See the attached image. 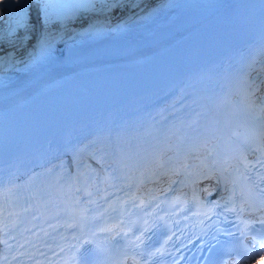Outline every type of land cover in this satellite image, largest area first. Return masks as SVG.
Wrapping results in <instances>:
<instances>
[{"label": "bare ground", "instance_id": "6f19581e", "mask_svg": "<svg viewBox=\"0 0 264 264\" xmlns=\"http://www.w3.org/2000/svg\"><path fill=\"white\" fill-rule=\"evenodd\" d=\"M24 2H26V6L23 9L18 8V10L16 11L12 10L11 12L14 14L16 21H22L27 24L35 25L36 28L35 32L30 31V29H26V28L25 29L28 31L29 35L31 36L29 42H33L37 47V49L41 51L40 42H38L37 40L38 35L43 30L41 28L42 13L40 11V5L36 6L33 0H24ZM127 2L131 4L132 6L131 9H133L134 8L133 4H135V0H127ZM41 4H44V2H42ZM46 9L48 10L50 9V7ZM129 10H130L129 8H126L127 13ZM69 12H70L69 10H62V9L59 10L58 14L60 15V20L56 23L55 26L56 28L54 27V29L50 32L47 31L46 37H44L47 39L48 42L47 50L44 52L48 53L52 43L56 41L57 36L62 31H66V30H62V26L60 23L63 21H65L67 24L72 23L73 19H69L70 16ZM91 14L94 15V13ZM165 17H166V13L164 12V9L161 8L157 12L156 16L154 18H150L146 24L150 25L152 20L157 21L160 19H164ZM78 18L79 20H82L81 23L83 29H88L89 27L93 28L99 25H105V22H101L97 20L96 16L95 18H87V16L80 15L78 16ZM10 30L17 33L14 24L12 22H8L4 20V18L0 16V58H5L8 56V54L11 52L7 50L9 47H13L15 44H21V40H22L21 36L20 35L10 36L8 34V31ZM70 34L71 32H66V35H70ZM256 50H257V46L252 40L244 39L237 43L231 44L223 52L218 54L215 58L202 64L199 67V73L203 77L204 76L216 77L215 64L217 61L221 60L222 63L227 62L228 64H231L233 66H238L241 65V63H243L245 60H248V58L251 55H254ZM57 77H58L57 73L50 75L46 79V83L51 82L53 79H56ZM43 84L44 83H42L41 86ZM174 92L175 90L167 91L165 88L150 90L141 97L135 98L131 101H118L111 103L107 105L106 109L104 110L98 111L96 113H93L92 115L80 118L72 123H69L68 125L53 132L48 139L45 140L43 139L39 141L32 147L24 150L23 152H20L17 155L0 158V176L2 174L6 175L8 172L13 174L14 173L13 170L18 166L24 168L25 164L29 162V159L32 157H35L36 159H40L41 161L43 160L44 164L50 162L54 163L55 159H57V162H59L63 158H62V154L60 153V150L57 147H55L56 144H60V145L63 144L72 147L74 152L76 153V151L81 149V147L83 146L86 140L93 139L94 135L96 136V133L102 131L101 128L98 129V124L105 117L107 118V120L104 122V124L105 123L114 124L117 128V131L120 132L121 121L123 119V112L127 107L138 106L142 103L152 100L155 97H157V101H162L166 99V97H168L169 94ZM252 93L254 94V90L252 91ZM257 97L260 96L258 95ZM17 103H19V99L10 103L0 105V115L12 109ZM14 135L15 134H11L9 136L0 139V151L5 150V145L14 138ZM96 137L97 138L94 141H103L101 137L99 136ZM129 151L133 152L132 155L140 159L142 158L139 157L140 153L137 152V147H135L134 143H130L124 146V152L126 155L128 154ZM135 154H137L138 156ZM5 168H7L6 171H4ZM3 171L4 173H2ZM23 179H24L22 183L23 188L21 191L24 194L26 200L32 201V197L34 195L33 193L35 191H40L43 194V197L45 198L55 197L56 190L54 189V184H53L55 176H47L45 173H42L35 177H31L26 172L24 174ZM163 180L165 179L162 180L160 179V181ZM152 184L154 186H159L161 185V182H159L158 185L154 183ZM145 186L147 187V185ZM10 208L11 207H8V210ZM0 209H4V208L0 205ZM43 210L46 211V209ZM47 210L51 211V207H47ZM11 213H14V210ZM24 223L25 221L16 220L15 218L11 217L8 214L7 216H5V220H3L2 224L8 225L10 228H14V227L19 228V226ZM34 223L36 222L34 221Z\"/></svg>", "mask_w": 264, "mask_h": 264}, {"label": "rangeland", "instance_id": "374dc122", "mask_svg": "<svg viewBox=\"0 0 264 264\" xmlns=\"http://www.w3.org/2000/svg\"><path fill=\"white\" fill-rule=\"evenodd\" d=\"M33 1L35 2L36 6L40 5V11L42 13V16H44L46 20L47 31L48 32L52 31L57 23V21H55V18L57 17V12H56V9L50 8L47 10L46 7H44V5L51 4L52 3L51 0H33ZM42 2H44V4H41ZM82 2L84 3V11L80 13L79 15L87 16V18H95L96 16L97 20L101 22H107L108 17H110L113 21H118L119 19L123 18L127 14L126 8H129V2L125 3L122 10L120 7H117L114 10H111L108 5L109 0H107V4L106 3L100 4L101 1L99 0H82ZM0 4L2 5V9H5L4 3L2 2ZM15 4H17V0H15ZM22 4L26 5V2H23ZM18 8L19 7H17L16 10H18ZM75 13H78V11H75ZM91 13H94V15H92ZM0 15L1 17H3L1 12H0ZM4 20L10 22L8 18H4ZM81 22L82 20L75 19L72 23L78 27H81L82 25ZM8 34L10 35L11 33H9L8 31ZM13 35L14 33L10 36H13ZM25 48H27L26 44H15L13 47H9L7 50L11 51L10 53H15L14 57H11L8 55L5 58H0V61L10 63L11 61H14L15 59H21L24 56Z\"/></svg>", "mask_w": 264, "mask_h": 264}, {"label": "snow or ice", "instance_id": "6c2138e0", "mask_svg": "<svg viewBox=\"0 0 264 264\" xmlns=\"http://www.w3.org/2000/svg\"><path fill=\"white\" fill-rule=\"evenodd\" d=\"M125 3H127V0H109V8L111 10H114L115 8L120 7L122 10ZM25 6H26L25 4L7 5V7H19L20 9H23ZM133 6L135 7L136 5L133 4ZM45 7L46 8L50 7L53 9L69 10L74 13L76 9L84 7V3L82 2V0H54L53 3L45 5ZM75 18L76 17L74 14L69 16V19H75ZM17 23L20 24L21 22L18 21ZM21 26L25 27L26 29H30V31L32 32L36 31L35 25L24 23ZM41 28L43 29V31L38 35L37 40L38 42H40L41 51L44 52L47 50V43H48L47 39L44 38L46 37V32H47L46 20L44 16L41 17ZM29 39H31V36L25 35L21 40V44H26ZM8 55L14 57L15 53H9ZM83 264H87L86 257H83Z\"/></svg>", "mask_w": 264, "mask_h": 264}]
</instances>
